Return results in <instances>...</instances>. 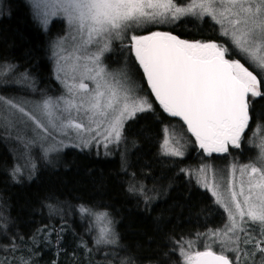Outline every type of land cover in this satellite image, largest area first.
Returning <instances> with one entry per match:
<instances>
[{
	"label": "snow or ice",
	"instance_id": "1",
	"mask_svg": "<svg viewBox=\"0 0 264 264\" xmlns=\"http://www.w3.org/2000/svg\"><path fill=\"white\" fill-rule=\"evenodd\" d=\"M29 3L32 19L42 31L47 32L54 20L66 25V35L50 45L56 78L65 91L55 98H43L30 108H26L27 101L0 96V135L14 137L25 146L49 137L54 140L57 133L69 136L70 132L79 141L73 145L77 147H88L97 137H102L105 147L119 143L125 123L135 119L138 113L153 111V107L147 98L136 94L125 72L108 70L104 57L111 52L112 41L122 40L133 25L166 23L192 15L209 16L219 24L221 35L228 37L233 49L260 70L261 79L239 60L226 58L229 48L223 44L189 42L169 32L131 35L127 45L129 53L142 69L151 94L163 111L184 122L201 150L211 155L226 153L229 146L240 147L252 120L250 107L255 98L264 97V0H191L184 7L177 6L174 0H29ZM4 67L11 70L16 66ZM20 75L28 79L26 73ZM172 140L175 137H169L165 130L164 154L183 155L179 141L170 147ZM59 144L64 146L62 140ZM239 171V191L233 182L229 184L234 211L216 190L219 186L213 190L217 203L228 212L229 223L223 236L236 245L228 248L236 253L234 260L223 253L217 254L210 246L204 251L181 248L185 264H238L240 238L237 235L232 239L228 233L248 235L241 227L245 217L259 223L260 239L249 236L244 243L255 241L256 250L264 254L261 247L264 244V168L245 165ZM232 172L234 177L235 166ZM203 182L209 186L206 177ZM211 235L219 238L221 233ZM260 260L264 264V255Z\"/></svg>",
	"mask_w": 264,
	"mask_h": 264
},
{
	"label": "trees",
	"instance_id": "2",
	"mask_svg": "<svg viewBox=\"0 0 264 264\" xmlns=\"http://www.w3.org/2000/svg\"><path fill=\"white\" fill-rule=\"evenodd\" d=\"M3 8L1 60L28 69L39 90L52 87L47 94L55 93L59 85L54 75V58L50 59V45L60 32L54 28L42 31L32 19L27 0H3ZM218 27L207 18L197 21L187 17L171 31L182 40L224 42ZM144 84L147 85L145 78ZM30 95L41 94L37 91ZM251 106V123L264 124V115L257 113L264 106V97L254 100ZM167 123L162 121L163 127ZM163 127L147 130L145 135L149 139L140 136L144 147L137 149L134 160L143 163L146 156L149 165L143 167V174L137 173L138 182L149 181L147 170L158 177L157 169H163L170 161L180 166V161L169 159L162 151ZM12 142L13 138L0 135V198L8 202V218H3L16 228L12 245L3 239L6 246L0 249V259L13 256L14 264H24L20 257L30 258L28 264H118L120 258L127 257L134 264H185L181 255L184 244L226 221V213L212 193L181 171L170 175V184L174 186L169 191L166 186L161 187V199L152 211L145 200L129 191L130 177L119 159L69 150L62 165L39 159L31 179H18L12 170ZM86 209L107 211L117 221V236L123 248L119 253L115 250L113 257L107 247H97L98 237ZM59 210L64 211L65 217L59 216ZM42 227L55 229L50 236L52 241L27 247L24 240L40 235ZM249 247L246 250L251 255L261 258L263 254L256 251L254 242Z\"/></svg>",
	"mask_w": 264,
	"mask_h": 264
},
{
	"label": "rangeland",
	"instance_id": "3",
	"mask_svg": "<svg viewBox=\"0 0 264 264\" xmlns=\"http://www.w3.org/2000/svg\"><path fill=\"white\" fill-rule=\"evenodd\" d=\"M177 2L178 0H174V3H176L177 6L184 7L187 6L191 0H188L184 3ZM3 12V0H0V18L3 16ZM187 17H194L197 21L207 18L219 26L218 28L221 33V26L211 19V17H197L187 15L178 20L166 23H147L139 27L133 25L126 30L122 40L114 39L112 41V50L111 52L106 53L104 57V63L107 65L108 70L114 73H119L121 71L125 72L129 77L130 84H132V86L136 89V94L147 98L153 107V111L138 113L135 119L128 120L125 123L123 136L119 143H109L107 147H105L102 137H97V139L93 140L88 147H84L83 145L77 147L73 146L79 143V141L75 139V133L73 132H70L69 136H62L57 133L54 134V140L52 137H49L47 140L37 141L31 146H25L24 142L18 141L13 137L12 147L14 149L15 165L12 170L14 175H16L18 179L22 177L31 179L34 176L37 166L39 165V159H43L53 164H60L64 160L65 153L69 150L80 153H91L93 155L96 154L110 156L111 158L115 157L116 154H119L123 157L126 167L131 165V167L134 168L138 174H143V167L149 165L146 163V160L148 161L147 157L143 156V163H138L134 160V154L137 149L144 147V145L139 141L141 140L140 136L143 135L146 139H149L145 135L146 131L155 127L158 130L160 125L162 128V121L166 120L169 123L163 127V141L165 139V130H167L169 137H175V140L171 141L170 147H175V141H179V144L182 146L181 151L183 152V155L181 156L167 155L168 158L175 161H180V171L184 172V174L187 175L189 179L193 178L200 187L206 188L212 193V195L214 186L218 185L219 187L216 190H218L220 193L224 203L227 204L228 207L233 208L234 211V206L231 204L230 200L229 184L230 182H233L235 190L239 191V182L241 180L239 169L245 165H255L256 167L264 168V157H262V152H264V147H262V145H264V124H262L260 121H256L257 124L254 125L251 123L249 125V128L242 137L243 139L240 145V147H242L241 151L229 146L230 155L229 152H226V155L223 153H212L211 157L208 158L207 153L203 151L200 153V148L198 143L195 141V137L187 132L183 124L178 119H174L173 117L167 115L154 101L149 93V90L144 84L143 75L141 74V71L135 63L134 57L129 53L127 47V45L130 43L129 38L131 35H147L154 31L169 32L173 34L171 28L177 26V24H180L181 21ZM52 28L57 29L56 31L60 33L54 39H52L51 44L53 41H56L58 37L66 35V25L64 23L53 21L49 25L48 31H50ZM223 38H225L224 42L215 43L223 44L225 47L229 48V54L226 55V58L239 60L245 65V67L249 69V71H252L254 75H257L258 79H261L260 70L242 54H239L238 50L233 49L228 37L224 36ZM5 65H15L16 67L14 69L8 70L5 69ZM0 73H2L0 74V96L5 97L6 99L13 98L15 100L27 101L26 108H30L34 103L41 101L43 98L58 97L65 91L61 82L56 78L55 62L54 75L59 85V90L52 94H47V92L52 90V87L49 89L45 88L44 90H39L37 80L35 77H33V75H31L27 70L19 68L12 62L1 60V58ZM21 73H26L28 79L21 77ZM37 91H39L41 95H30V93H36ZM262 91H264V80H262ZM251 110L252 106L250 107V111ZM257 113L263 117L264 106L262 109H257ZM61 140L64 142V146L59 144V141ZM163 141L161 142L162 145ZM162 151L164 153L163 148ZM158 161H160V159H158ZM182 161H184V163ZM164 166L165 167L163 169L162 167L157 169L159 173L158 177H154L153 173L147 170V172L150 174V176L147 177L149 181H137L140 183V186L137 187L140 193L143 192L144 195H151L155 201L161 194L162 186H166L168 191L171 186L170 175L174 170V165L170 163ZM233 166L236 167L234 177L232 172ZM16 168H19L20 171L15 172ZM202 169L204 172H201ZM205 177L208 181V187H206L203 182ZM243 179L245 181V190L247 191V173H245ZM213 197L216 200L218 199L217 196L213 195ZM218 204L225 211V208L220 203ZM7 206V200L0 198V249L6 246L5 243H3V239L8 237L13 231V227L11 228L9 221L4 220L3 218H8L7 214H5ZM85 212L88 218L91 220L96 232V236L98 237V242L96 244L97 247H107L110 250V256L112 257L115 254V250H117L116 253H119L121 249L120 239L117 236V221L113 218V216L109 214V212L103 210L90 211L89 209H86ZM63 213V210H59L60 217L64 215ZM225 213L226 221L223 222L221 227L217 229H208L203 233L202 236L199 235L196 239L188 240L184 244L183 249H185V251H204L206 246H210L211 249L216 253H223L231 260H234L236 253L228 251V248L235 247L236 245L228 242V239L223 236V233L226 230L225 226L229 223L228 212L225 211ZM63 217H65V215ZM237 220H239L238 216ZM245 221L246 222H241V227L246 229L248 235H245V232H237L235 234L228 233V236L232 239H235L237 235L240 238L239 248L241 249V260L238 262V264H261L260 258L256 259L253 255H251V253H249L248 250H246V246L248 249H250L249 244L244 243V240H246L249 236L260 239V225L258 222L253 223L249 221L247 217H245ZM53 232H55L54 228H46L40 232V235H37L34 238L33 242L36 245L40 242L45 245L47 241H52L50 236L53 234ZM212 233H221V235L219 238H217V236L211 235ZM105 240H111L114 241V243L104 242ZM221 240H225V243L221 244ZM189 242L192 244L191 248H189ZM253 242L255 243V241ZM261 247H264V244H262ZM245 253H247L246 257L244 255ZM2 258L3 259H0V264H14L16 262L15 257L13 256ZM29 259L30 258L28 257H20L19 261L23 262L24 264H28Z\"/></svg>",
	"mask_w": 264,
	"mask_h": 264
},
{
	"label": "bare ground",
	"instance_id": "4",
	"mask_svg": "<svg viewBox=\"0 0 264 264\" xmlns=\"http://www.w3.org/2000/svg\"><path fill=\"white\" fill-rule=\"evenodd\" d=\"M25 70H27V71L29 72L28 69H25ZM29 73H30V72H29ZM30 74H31V73H30ZM31 75H32V74H31ZM33 77H35V76L33 75ZM94 155H95L96 157H101V158L119 159V160L121 161V163H122V166H123L124 171H125V172L128 174V176L130 177V181H129V183H128V189H129V191L132 192V193L134 192L136 196L140 197L142 200H145L146 203L150 205V206H149V207H151L150 210H151V211L153 210V208H152L153 205L156 204V203H158L159 200L161 199V197L159 196V198L155 201V200L152 198L151 195H144L143 192L140 193V191L137 190V186H138V182H137V181H138V180H137V177H138V176H137V171L134 170V169L131 167V165H130L129 167H126V166H125L124 159H123V157H122L121 155L116 154L115 157H113V158H111L110 156H103V155H96V154H94ZM64 159H65V157H64ZM63 161H64V160H63ZM63 161H62L59 165H62ZM170 163L174 165V170L172 171L171 176H172L173 174H177L178 172H180V166H179L176 162L170 161ZM138 175H139V174H138ZM135 177H136V178H135ZM173 186H174V185L170 186V188L173 187ZM11 228H12V227H11ZM47 228H48V227H47ZM44 229H46V227H42V228L40 229L39 232H41V231L44 230ZM15 230H16V228L13 227V231L9 234V236L6 237V238H4V239H6L7 243H10L9 245H12V241H13L12 239H13V234H14V231H15ZM33 240H34V237H31V238H29V239L24 240V241H25V244L27 245V247L30 248L31 243L35 244V243L33 242ZM38 244H41V242L38 243ZM42 244H43V243H42ZM35 245H36V244H35ZM120 247L123 248L122 245H121V240H120ZM115 264H117V263H115ZM118 264H134V263L131 262V260H130L129 258L126 257V258H120V260L118 261Z\"/></svg>",
	"mask_w": 264,
	"mask_h": 264
},
{
	"label": "flooded vegetation",
	"instance_id": "5",
	"mask_svg": "<svg viewBox=\"0 0 264 264\" xmlns=\"http://www.w3.org/2000/svg\"><path fill=\"white\" fill-rule=\"evenodd\" d=\"M136 63V62H135ZM136 65H137V67L139 68V70L141 71V74L143 75V72H142V69L139 67V65H138V63H136ZM145 78V77H144ZM146 79V78H145ZM146 84H147V81H146ZM146 88L149 90V93H150V95L152 96V98L154 99V101L159 105V103H158V101H156L155 100V97H154V95H152L151 94V89H150V87L148 86V85H146ZM259 98V97H258ZM258 98H255V100L256 99H258ZM159 107L162 109V107L159 105ZM163 110V109H162ZM167 115H169L168 113H166ZM250 115H251V117H252V113H251V111H250ZM170 116V115H169ZM172 117V116H171ZM174 119H177V117H173ZM250 123H251V121H250ZM250 125V124H249ZM243 139V138H242ZM242 141V140H241ZM230 148V147H229ZM231 150V149H230ZM236 150H239V151H241L242 150V147H239V148H236ZM199 151H200V153L203 151V150H201V149H199ZM204 152V151H203ZM229 152V151H228ZM208 154V153H207ZM224 155H226V153H223ZM212 155V154H211ZM211 155H209L208 154V158H210L211 157ZM215 155H217V154H215ZM229 155H230V152H229Z\"/></svg>",
	"mask_w": 264,
	"mask_h": 264
},
{
	"label": "water",
	"instance_id": "6",
	"mask_svg": "<svg viewBox=\"0 0 264 264\" xmlns=\"http://www.w3.org/2000/svg\"><path fill=\"white\" fill-rule=\"evenodd\" d=\"M159 103V102H158ZM177 119L178 120H180L182 123H183V125L185 126V128H186V130H187V126L184 124V122L179 118V117H177ZM188 132V131H187ZM190 135H192L190 132H188ZM217 254H219V253H217ZM230 259V258H229ZM231 260V259H230Z\"/></svg>",
	"mask_w": 264,
	"mask_h": 264
}]
</instances>
